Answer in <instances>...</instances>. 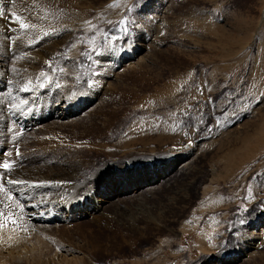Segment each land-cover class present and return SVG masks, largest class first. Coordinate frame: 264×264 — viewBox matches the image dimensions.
Listing matches in <instances>:
<instances>
[{
  "label": "rangeland",
  "instance_id": "obj_1",
  "mask_svg": "<svg viewBox=\"0 0 264 264\" xmlns=\"http://www.w3.org/2000/svg\"><path fill=\"white\" fill-rule=\"evenodd\" d=\"M0 7L12 32L0 29V75L3 67L13 84L2 92L4 109L8 116L40 102L46 118L27 128L0 114V165H12L0 166L7 189L0 240L11 242L26 223V203H53L46 176L80 164L88 178L111 162L176 158L170 173L149 174L104 212L62 219L48 208L55 217L49 227L34 225L28 253L13 260L0 253V264H218L224 254L233 256L224 264H264V0H0ZM9 12L36 28L22 29ZM67 26L75 35L56 36ZM137 32L148 39L134 43ZM120 44H132V57L109 65ZM41 72L50 75L40 89ZM82 90L87 103L65 117L62 102ZM45 130L52 131L41 139ZM8 179L29 183L11 191ZM247 235L256 241L238 256Z\"/></svg>",
  "mask_w": 264,
  "mask_h": 264
},
{
  "label": "bare ground",
  "instance_id": "obj_2",
  "mask_svg": "<svg viewBox=\"0 0 264 264\" xmlns=\"http://www.w3.org/2000/svg\"><path fill=\"white\" fill-rule=\"evenodd\" d=\"M72 28H75V27H72ZM0 29L3 32H5L7 30L6 35H5V33L2 32L4 34V37L10 36L12 33L10 31V29H8L7 27L4 26V21H1V20H0ZM72 35H75V34L71 31L70 27H68V26L65 27L64 29H60V30L56 31V36L70 37ZM147 39H148V37L137 32L134 36V43H135V40L144 41ZM124 40H126V39H124ZM38 41H39L38 39L32 41L30 43L31 48H34L35 46H37L39 44ZM116 43H118V42H116ZM131 45L126 44L124 46V44H123L122 46H124V47H121V44H120V45L116 46L117 47L116 49H114V47H113L112 51L114 52V55L110 59V61H112L113 63H111V64L109 63V65H112V64H113V66H114V64L119 65L122 62L123 55H124V58L132 57L131 55H132L133 51H132ZM127 48H129L130 51L122 52ZM110 68H112V67H110ZM142 69L144 70V68H142ZM73 71L76 72L75 68H73ZM46 74L50 75V73H46ZM1 75H0V91H1L0 92V114H1L2 118L5 119L8 116H12L15 119H17L18 121H20L22 126L26 125L27 128L28 127H34L37 124L41 123L44 119H46L42 116V110H41L40 102L39 103L34 102L36 104V107H34V108L31 107L30 111L25 112V110L27 109V106H29L28 101L24 102V104L22 106L23 108L21 107L22 111L24 112V116H22V114H21L22 111H20L18 113V111H16L13 108L11 110H9V115L7 116L8 112H7V110L4 109L5 104H2V101L5 99V97L3 96V93H4L5 87L9 88L13 84L8 81L9 78L6 76L5 69L3 67H2V74ZM44 80H45V78L40 77V84L38 86L40 89L42 88L43 85H45L44 82H47ZM52 80L53 79H51V81ZM51 85H52V82H50L48 84V86H51ZM50 89H53V85L51 87H49V90ZM20 91L21 90H18L17 92H20ZM44 91H46V90H44ZM77 92H79L80 94H78L77 96L74 95L72 97L69 96L68 98L64 99V102H62L63 105H61V109H63V111H65V117L75 115V113H78L79 112L78 110L81 111L82 106H84L87 103V97H84V95L88 94V90H82V92H80V91H77ZM25 93L28 94L29 92H25ZM22 95H23L22 97H21L20 93H18V95H16V97H19L18 100L24 99V92L22 93ZM14 108H16V107H14ZM51 110H52V112H54L58 109L56 107H52ZM50 115H51V113H50ZM32 130L34 131V129H32ZM50 131H52V130H47V131L45 130V131L41 132V139L45 138L46 133H48ZM101 148H103V147H101ZM90 151H92V150H90ZM99 152H102L101 149ZM89 154H93V153H88V152L86 153V160H87L86 164L88 167L91 165V161L89 160ZM108 154L111 155V154H113V152H110ZM96 155H98V154H96ZM94 157H96V156H94ZM175 165H176V158H171L170 156L164 157V158L163 157L152 158V159H149L147 161L137 160L136 158H133L130 161H128V163L126 165H116V163L112 164V162H111V165H106L104 167L103 166L100 167L96 172L92 173V175L88 178L87 177L81 178V176H80L81 165L80 164L76 165V166L71 165L70 170H68V173L59 175L58 177L46 176V178H48V180L50 179L49 180L50 183L48 182L49 184H47V182L44 181L43 183L44 184L46 183L47 185L46 184H45L46 186L44 184H40V185L42 187L43 186L48 187V188H46V192L54 195L53 203H50L49 202L50 200H48V204L44 205L43 201H42V203L38 202L37 201L38 199L36 201L34 200L33 202L26 203L24 208H23L24 215L28 217L26 220V223L24 225L20 226V228L14 229V232H15L14 236H9L10 239L12 240L11 242L7 241L6 235H4L2 237L3 241L0 242V253L7 256L6 260H8V259L13 260L15 258H20L23 255H25V253H28L27 251H29L32 248V245L27 241V238H29V236H32V232H33L32 229H35L34 225L39 226V227H49L50 224L52 223V218L55 217V216L54 217L46 216L44 214V213H46V211H48V208H52V210L55 209V211H58L57 216L59 218H62V219L68 217L70 214L77 215V216H87V215H90L91 213L96 212V211H98L100 213L104 212L107 209H109L110 207H112L113 205L116 206L117 202L124 199L123 195L135 193V191L137 189H140L143 184L150 181V180H145V178L148 179L147 176L149 174L151 176H153V178H156L157 176H160L164 173H170L173 170V167ZM183 167H185V165ZM2 173H4V170L0 168V174H2ZM79 179H81L83 181L80 182ZM149 179H151V178H149ZM60 180L62 182H57ZM30 183H32V182H30ZM59 183H61V184H59ZM7 187H9L10 188L9 190H11V191L14 189V187L11 184H7ZM116 187H118V188L121 187L120 192L115 193ZM34 193H35V191H34ZM113 194H116V196H113ZM23 198H24L23 196L18 197V199L20 201ZM28 208H30V209H28ZM53 212H54V210H53ZM54 214H56V213H54ZM260 236H261V238H264L263 233ZM2 238H1V240H2ZM14 239H19L20 240V241L18 240L19 243H16L17 241H14ZM30 239H31V237H30ZM255 241H256V237H254V236L247 235V239L244 236L241 239L242 249L238 252L239 254H237V255L241 256L242 254L249 253V251H251V249L253 248L252 245ZM231 257H233V256L232 255H225V254L222 255V258L219 259L218 264H224L225 263L224 259H228Z\"/></svg>",
  "mask_w": 264,
  "mask_h": 264
},
{
  "label": "snow or ice",
  "instance_id": "obj_3",
  "mask_svg": "<svg viewBox=\"0 0 264 264\" xmlns=\"http://www.w3.org/2000/svg\"><path fill=\"white\" fill-rule=\"evenodd\" d=\"M7 15H8V17L11 18L13 21L19 23V25H20V27H21L22 29H25V30H26V29H29L30 27H31V28H36V24H34V23H33V24L25 23V22H24V19H23L20 15H18L16 12H9ZM0 18H5V12H4L3 7H0ZM43 18L46 19V17H43ZM122 22H123V21H122ZM86 23L91 24L90 21H86ZM74 46H75V45H73V47H74ZM93 51H95V49H93ZM89 58H91V57H89ZM49 67H51V63H49ZM61 71H64V69H61ZM40 77H41V78H47V74L44 73V72H41V73H40ZM29 83H31V81H29ZM56 86H57V87H60L59 83H57ZM27 90H28V89L25 88V91H27ZM13 107H14V106H13ZM0 166H2L5 170H9V171H11V169H12V165L9 164V163H3V164L0 165ZM3 179H4L3 175L0 174V180H3ZM7 183H8V184L17 185V184H28L29 182H28V181H24V180L8 179V180H7ZM0 190L7 192V189H4L2 185H0ZM249 192H251L250 189H249ZM13 198H14V197H12L11 194H9V199H13ZM242 222H243V221H241V223H242ZM13 223H15V221H13Z\"/></svg>",
  "mask_w": 264,
  "mask_h": 264
}]
</instances>
